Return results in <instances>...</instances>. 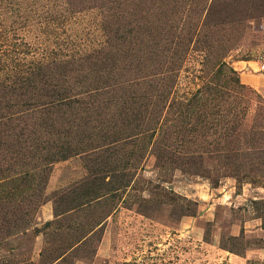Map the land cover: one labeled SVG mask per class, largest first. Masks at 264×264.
<instances>
[{
    "label": "rangeland",
    "instance_id": "374dc122",
    "mask_svg": "<svg viewBox=\"0 0 264 264\" xmlns=\"http://www.w3.org/2000/svg\"><path fill=\"white\" fill-rule=\"evenodd\" d=\"M107 2L0 0V264H264V0ZM233 109L225 148L170 150Z\"/></svg>",
    "mask_w": 264,
    "mask_h": 264
},
{
    "label": "trees",
    "instance_id": "16d2710c",
    "mask_svg": "<svg viewBox=\"0 0 264 264\" xmlns=\"http://www.w3.org/2000/svg\"><path fill=\"white\" fill-rule=\"evenodd\" d=\"M124 0H108L107 4L118 3L120 4ZM104 8H107L106 4ZM108 9V8H107ZM172 27H168L167 29H162L163 35L159 37L158 42L154 44V46H151L148 48L144 54L145 59L150 62V67L154 66H160L162 64V72H160L161 76L157 77L155 74L152 76L151 83L154 81L155 85L160 89H164L163 85L166 84V81L171 80L173 77L174 71L178 70L187 60V57L189 55L190 47L189 44L191 41L188 42V46H185L183 44L182 38L180 37V33H173ZM172 37V39H171ZM148 47V46H147ZM192 50V49H191ZM218 68L216 70L217 74H223V77H226L227 74L229 75H235V72L229 68L225 62L218 61L216 65ZM215 68V67H214ZM157 74V73H156ZM231 81V80H229ZM232 82L236 83L242 89L244 86L240 84V81L238 78H236ZM160 85V86H159ZM206 86L208 90H214L215 89V83L211 80H207ZM205 93V92H204ZM156 95V94H154ZM153 95V96H154ZM208 95V93L206 94ZM238 97L243 100L246 99L244 96V93H239ZM203 98V92L197 91L195 96H193V103L200 101ZM209 100H213L209 98ZM159 103L158 98L156 99V102L153 103V106H157ZM208 116V115H207ZM152 120V119H151ZM240 122V112L236 109H233L231 112L226 114V120L224 123H222L224 129L219 132H215L212 136L213 140L212 143L206 142V136H204V139H201V136H190V138L185 137V135H177L173 136V134L169 133L167 135V144L170 148V150H174L173 146L176 145L175 148L179 147H185L183 150L179 151L181 153L180 159H185L189 154H195L199 150H206L209 152L217 151V149L225 148V144L227 143L228 138H234L237 136V128H240L239 125ZM208 124L211 128L217 129L220 126V123H218L213 118L209 119ZM206 144V145H205ZM228 145V143H227Z\"/></svg>",
    "mask_w": 264,
    "mask_h": 264
},
{
    "label": "built area",
    "instance_id": "2783aa9c",
    "mask_svg": "<svg viewBox=\"0 0 264 264\" xmlns=\"http://www.w3.org/2000/svg\"><path fill=\"white\" fill-rule=\"evenodd\" d=\"M258 70L261 74H264V62L261 63Z\"/></svg>",
    "mask_w": 264,
    "mask_h": 264
},
{
    "label": "bare ground",
    "instance_id": "6f19581e",
    "mask_svg": "<svg viewBox=\"0 0 264 264\" xmlns=\"http://www.w3.org/2000/svg\"><path fill=\"white\" fill-rule=\"evenodd\" d=\"M239 65V64H238ZM241 66V65H240ZM235 69V68H234Z\"/></svg>",
    "mask_w": 264,
    "mask_h": 264
}]
</instances>
